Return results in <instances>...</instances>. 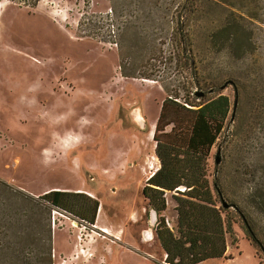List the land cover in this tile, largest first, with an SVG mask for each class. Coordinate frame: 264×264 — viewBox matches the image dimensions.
I'll list each match as a JSON object with an SVG mask.
<instances>
[{"label":"rangeland","instance_id":"rangeland-1","mask_svg":"<svg viewBox=\"0 0 264 264\" xmlns=\"http://www.w3.org/2000/svg\"><path fill=\"white\" fill-rule=\"evenodd\" d=\"M184 8L200 80L214 82L212 92L211 84L194 86L205 92L196 102L221 92L232 103L210 168L253 232L232 207L237 240L228 237L226 257L199 264H264V0H40L34 7L0 0V179L11 188L5 191L11 198L2 192V199L16 212L25 204L27 214L25 232L2 225V246L8 239L34 242L33 201L23 193L38 198L62 189L99 201V227L53 208L55 264H168L156 233L159 215L143 187L160 166L154 133L165 86L174 92L182 78L174 19ZM224 26L230 40L216 34ZM124 70L153 71L158 80ZM229 80L234 85L222 88ZM177 193H167L164 212L175 232ZM104 228L122 241L105 239ZM88 233L101 246L79 256L74 251ZM126 236L136 245H123ZM106 241L115 244L116 262L106 259L112 254ZM18 249L0 251V264H23Z\"/></svg>","mask_w":264,"mask_h":264},{"label":"trees","instance_id":"trees-1","mask_svg":"<svg viewBox=\"0 0 264 264\" xmlns=\"http://www.w3.org/2000/svg\"><path fill=\"white\" fill-rule=\"evenodd\" d=\"M15 1L34 7L40 0ZM189 21L190 11L187 8L181 10L174 19L182 78L174 92L165 86L168 96L163 101L154 133L155 152L160 166L143 187V194L149 200V205L159 215L156 233L166 252L168 264H199L208 259L226 257L228 237L232 238V242L237 240L234 229L237 220L235 213L231 211L232 207L252 232L245 210L234 200H229L221 174L213 173L210 168L211 150L225 131L232 103L229 96L221 92L212 98L196 102L197 98L202 99L205 94L195 97L198 91L194 90V86L211 84L210 90L213 91L214 82L203 83L200 80L201 68L188 29ZM216 34H220L225 40L231 38L229 26L222 27ZM235 38L238 40V37ZM123 74L158 80L153 71L131 74L124 70ZM180 88L185 89L186 93L182 94ZM168 126H171L170 130L167 129ZM181 188L185 189L181 191ZM8 189H11L10 186L0 179V235L2 225L7 230L19 227L24 232L27 227L23 223V215L27 214L22 212L25 204H20L16 212L10 208L11 204L2 199V192ZM174 191H178L174 194L177 201V232L167 225L164 216L167 193ZM20 194L22 192L17 191L14 203H18ZM23 196L29 203L33 201L31 209L34 211L31 217L35 218L37 227L34 242L27 245L23 239L19 243L8 239L3 246L2 242L0 244L1 253L6 254L17 245V257L23 264H55L51 228L53 208L73 214L89 225L96 223L99 201L85 192L55 189L38 198L24 193ZM6 198L11 197L6 195ZM223 201L228 206H224ZM262 207L264 208V202ZM23 236L20 235L22 238ZM26 246L31 249L30 257L27 256ZM260 246L264 251V245Z\"/></svg>","mask_w":264,"mask_h":264},{"label":"crops","instance_id":"crops-1","mask_svg":"<svg viewBox=\"0 0 264 264\" xmlns=\"http://www.w3.org/2000/svg\"><path fill=\"white\" fill-rule=\"evenodd\" d=\"M93 226L94 227H99L98 219H96V223ZM104 231H103V236L105 237V239H110L112 242H114L116 244L118 242L122 241V238H121V236H119V234L107 233V232H104ZM125 241H126V243H124V244L121 243V244L129 246V245H136V243H137L136 238L133 237V236H131V237H127L126 236V240ZM100 243H102V242H101V240H99V238L96 239L93 233H88L87 240H85L84 242H80L77 245V248H76V250L74 252L77 253L79 256L82 255L81 251L93 252L95 249H99L100 248V246H101ZM105 243L108 246V248L110 249V251L112 252L111 255H109V256L106 255V259L108 258L109 262H116V260L114 258V255H113V245H115V244L108 243L107 241ZM120 246H122V245H120Z\"/></svg>","mask_w":264,"mask_h":264},{"label":"water","instance_id":"water-1","mask_svg":"<svg viewBox=\"0 0 264 264\" xmlns=\"http://www.w3.org/2000/svg\"><path fill=\"white\" fill-rule=\"evenodd\" d=\"M229 84H233V85H234V82H233L232 80H229V81H227V82H225V83L223 84L222 88L227 87ZM210 91H212V90H210ZM196 94H197L198 96H203L205 93H204V91H198ZM236 106H237V99H236L235 102H234V107H236ZM215 162H216L217 164H219V163L221 162L220 151H218V153H217V156H216ZM152 175H153V173H152ZM150 177H151V176H150ZM89 195H90V194H89ZM223 204H224V206H228V203H227L226 201H223Z\"/></svg>","mask_w":264,"mask_h":264},{"label":"bare ground","instance_id":"bare-ground-1","mask_svg":"<svg viewBox=\"0 0 264 264\" xmlns=\"http://www.w3.org/2000/svg\"><path fill=\"white\" fill-rule=\"evenodd\" d=\"M135 114H136V116L138 117V120H142L143 119V115L141 114V112L140 111H135ZM153 129V128H152ZM152 133V132H151ZM155 172V171H154ZM185 188H181V190H184ZM106 231V232H108V230L107 229H103V231Z\"/></svg>","mask_w":264,"mask_h":264}]
</instances>
